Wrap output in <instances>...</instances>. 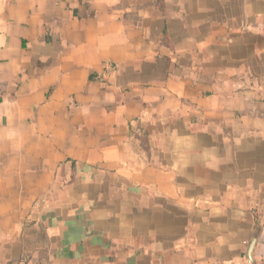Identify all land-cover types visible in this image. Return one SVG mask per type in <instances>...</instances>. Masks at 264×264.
I'll list each match as a JSON object with an SVG mask.
<instances>
[{
  "label": "crops",
  "instance_id": "crops-1",
  "mask_svg": "<svg viewBox=\"0 0 264 264\" xmlns=\"http://www.w3.org/2000/svg\"><path fill=\"white\" fill-rule=\"evenodd\" d=\"M264 264V0H0V264Z\"/></svg>",
  "mask_w": 264,
  "mask_h": 264
},
{
  "label": "built area",
  "instance_id": "built-area-1",
  "mask_svg": "<svg viewBox=\"0 0 264 264\" xmlns=\"http://www.w3.org/2000/svg\"><path fill=\"white\" fill-rule=\"evenodd\" d=\"M15 264H49V263H46V262H32V261L24 260V261L17 262Z\"/></svg>",
  "mask_w": 264,
  "mask_h": 264
}]
</instances>
